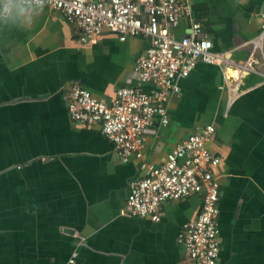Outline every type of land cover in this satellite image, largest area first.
I'll return each mask as SVG.
<instances>
[{
  "label": "crops",
  "instance_id": "crops-1",
  "mask_svg": "<svg viewBox=\"0 0 264 264\" xmlns=\"http://www.w3.org/2000/svg\"><path fill=\"white\" fill-rule=\"evenodd\" d=\"M0 0V264H190L179 241L199 215L202 195L163 204L159 221L126 211L140 160H122L101 123L70 118L69 86L110 103L121 86L141 82L136 59L149 39L103 31L88 43L48 5ZM173 29L181 37L202 21L227 66L198 61L145 132L144 158L163 163L189 134L214 124L209 146L220 157V264H264V0H189ZM24 9L21 15L19 11ZM74 252L77 257L70 262Z\"/></svg>",
  "mask_w": 264,
  "mask_h": 264
},
{
  "label": "built area",
  "instance_id": "built-area-1",
  "mask_svg": "<svg viewBox=\"0 0 264 264\" xmlns=\"http://www.w3.org/2000/svg\"><path fill=\"white\" fill-rule=\"evenodd\" d=\"M25 6L48 5L60 11L79 29V42L88 43L107 30L121 40L141 35L149 39L146 52L136 59L134 71L141 82L153 83L155 95L137 86H121L112 102L96 97L78 83L69 86L70 118L80 123H101L118 156L140 160V174L129 183L126 211L159 221L168 200L194 193L202 195L197 218L185 223L179 241L190 264H220L219 200L217 167L221 157L209 142L217 129L208 124L189 134L168 153L161 164L144 158L145 132L157 119L169 123L166 102L181 90L180 78L192 74L198 61L227 66L224 53L213 50V41L204 34L202 21L193 19L191 32L181 37L173 29L190 15L189 0H18ZM264 18V8L261 11ZM254 60L233 63L240 72L256 71ZM74 252L71 263H74Z\"/></svg>",
  "mask_w": 264,
  "mask_h": 264
},
{
  "label": "clouds",
  "instance_id": "clouds-1",
  "mask_svg": "<svg viewBox=\"0 0 264 264\" xmlns=\"http://www.w3.org/2000/svg\"><path fill=\"white\" fill-rule=\"evenodd\" d=\"M40 2L42 3V0H40ZM12 8H13V0H5V3L3 5V12L5 14H11ZM24 11H25L24 9H21L19 11V14L22 15Z\"/></svg>",
  "mask_w": 264,
  "mask_h": 264
},
{
  "label": "flooded vegetation",
  "instance_id": "flooded-vegetation-1",
  "mask_svg": "<svg viewBox=\"0 0 264 264\" xmlns=\"http://www.w3.org/2000/svg\"><path fill=\"white\" fill-rule=\"evenodd\" d=\"M220 210V209H219Z\"/></svg>",
  "mask_w": 264,
  "mask_h": 264
}]
</instances>
